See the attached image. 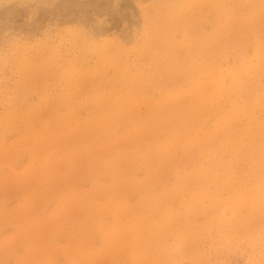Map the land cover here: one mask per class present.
<instances>
[{
	"label": "rangeland",
	"instance_id": "1",
	"mask_svg": "<svg viewBox=\"0 0 264 264\" xmlns=\"http://www.w3.org/2000/svg\"><path fill=\"white\" fill-rule=\"evenodd\" d=\"M215 1L0 0V264H264V0Z\"/></svg>",
	"mask_w": 264,
	"mask_h": 264
},
{
	"label": "bare ground",
	"instance_id": "2",
	"mask_svg": "<svg viewBox=\"0 0 264 264\" xmlns=\"http://www.w3.org/2000/svg\"><path fill=\"white\" fill-rule=\"evenodd\" d=\"M210 3L213 5V6H218V4H217V2L215 1V0H210ZM221 14H223V16L225 17V19H230L229 18V16H232L231 15V12H222ZM233 17V16H232ZM232 17H231V19L230 20H232ZM227 19V20H228ZM226 20V21H227ZM225 21V22H226ZM235 21V20H234ZM234 21H232V22H234ZM231 22V23H232ZM140 225V224H139ZM123 231L125 232V233H127V234H131V238H134L135 236H136V231L133 229V228H129V229H127V230H125V229H123ZM146 231V230H145ZM143 236H145V237H148L149 236V234L148 233H145V234H143Z\"/></svg>",
	"mask_w": 264,
	"mask_h": 264
}]
</instances>
